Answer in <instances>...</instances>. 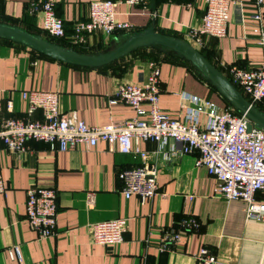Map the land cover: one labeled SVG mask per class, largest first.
<instances>
[{
  "label": "crops",
  "instance_id": "1",
  "mask_svg": "<svg viewBox=\"0 0 264 264\" xmlns=\"http://www.w3.org/2000/svg\"><path fill=\"white\" fill-rule=\"evenodd\" d=\"M42 1L46 0H0V22L86 53L107 51L124 34L105 37L94 32L76 44L71 38L74 23L87 18L92 0H49L66 32L65 37H51L42 28L41 15L31 10L34 2ZM113 1L117 19L128 22L132 29L152 26L181 36L227 78L231 66L252 69L264 60L261 36L254 31L257 26L264 28V1L259 5L256 0H233L227 34L203 36L201 43L187 37L186 31L200 25L203 0H155L154 11L150 2L142 7ZM157 58L158 105L171 118L184 119L192 105L188 95L227 109L223 96L194 68L172 55ZM148 61L133 53L112 65L81 67L0 38V125L7 118H26L27 103L21 91L31 89L57 91L60 112L87 125L122 123L135 112L121 101L110 103V99L122 83L146 82ZM41 117L38 109L30 118ZM201 119L206 121L207 116L203 114ZM133 149L120 153L99 142L90 148L80 145L57 151L44 141L29 139L23 150L12 151L0 139V176L5 184L0 193V264H197L195 254L203 246L215 253V264H264V213L247 217L243 201L216 194L215 178L196 163L197 151L166 160V152H180L171 139L164 147L155 141H136ZM144 164H155L158 169L157 194L144 203L136 196L124 198L118 173ZM37 185L53 187L57 195L55 233L49 237H41L25 218L27 189ZM256 199L264 201V194L258 192ZM188 216L198 220V230L183 233L173 250L159 249L163 231L177 227ZM121 217L127 220L123 241L107 246L92 243L91 224Z\"/></svg>",
  "mask_w": 264,
  "mask_h": 264
},
{
  "label": "built area",
  "instance_id": "2",
  "mask_svg": "<svg viewBox=\"0 0 264 264\" xmlns=\"http://www.w3.org/2000/svg\"><path fill=\"white\" fill-rule=\"evenodd\" d=\"M129 5L147 7L149 0H125ZM264 0H256L262 4ZM204 11L200 25L190 27L186 36L201 43L203 36L221 38L227 34L229 11L233 0H203ZM113 0H92L85 20L74 23L72 40L83 43L86 37L100 32L105 37L115 31H130L133 27L116 18ZM31 10L41 15L43 30L50 36L60 38L65 35L63 20L57 15L52 1L34 2ZM259 14L257 18H259ZM264 46V28L257 26ZM150 73L144 83H122L114 91L110 103L121 101L129 105L135 116L122 123L107 125H87L83 120L69 118L59 110V93L50 90H22L21 97L27 103L26 118H7L0 125V139L8 150L24 149L29 139L48 143L50 149L66 151L77 146L90 148L99 142L113 146L120 153L134 151L133 142L155 141L164 147L168 140L179 145L166 152V160L177 154L198 152L196 163L204 165L216 180L215 193L226 199L241 200L245 203L247 217H260L264 213V201L256 199L258 192L264 194V128L254 125L246 127L243 114L231 109H219L213 101L188 95L192 103L187 107L183 120L171 118L158 105L160 66L148 61ZM228 79L238 86L251 103L264 99V60L256 68L243 69L231 66ZM7 110L12 104L7 102ZM40 110V119L30 118ZM207 116L202 121L201 115ZM172 150V149H171ZM158 169L155 164L128 167L118 173L121 181L120 192L124 198L136 196L141 203L153 198L158 191L156 179ZM5 191L4 180L0 176V193ZM91 203V202H90ZM25 218L41 237L55 233L57 195L53 187L33 186L27 189ZM198 220L193 216L179 220L178 226L163 231L159 249L173 250L183 233L196 231ZM127 220L123 217L108 219L89 226L92 243L115 245L123 241ZM19 256V247H15ZM197 264H215L217 257L207 246L195 254Z\"/></svg>",
  "mask_w": 264,
  "mask_h": 264
},
{
  "label": "water",
  "instance_id": "3",
  "mask_svg": "<svg viewBox=\"0 0 264 264\" xmlns=\"http://www.w3.org/2000/svg\"><path fill=\"white\" fill-rule=\"evenodd\" d=\"M150 9L155 10V0H149ZM0 38L12 40L29 49H33L57 61L81 67H102L108 65L131 51L144 46L159 45L182 55L199 70L203 76L216 87L217 91L230 102V104L243 114L248 130L254 125L264 128V112L251 103L241 94L232 82L213 65L196 47L189 42L160 33L152 26L143 31L134 33L120 41L113 48L100 53H80L70 48L61 47L41 36L33 35L21 28L0 22Z\"/></svg>",
  "mask_w": 264,
  "mask_h": 264
},
{
  "label": "trees",
  "instance_id": "4",
  "mask_svg": "<svg viewBox=\"0 0 264 264\" xmlns=\"http://www.w3.org/2000/svg\"><path fill=\"white\" fill-rule=\"evenodd\" d=\"M144 29H145V28H144ZM144 29H131L130 31H115L113 34L123 32V33H124L123 36H124V38H126V37H128L129 35L134 34V33L141 32V31H143ZM157 31L160 32V33L169 34V35L174 36V37H177V38H181V36H179V35H177V34L168 33V32H163V31H159V30H157ZM31 34H33V33H31ZM33 35H36V34H33ZM49 36H50V35H49ZM65 36H66V32H65V35H64L63 37H65ZM51 37H52V36H51ZM42 38H44V37H42ZM55 38H56V37H55ZM60 38H62V37H60ZM1 39L5 40V41H7V42H9V43H12V44H14V45L23 46V45H21V44H18V43H16V42L12 41V40H8V39H5V38H1ZM44 39H45V38H44ZM181 39H182V38H181ZM46 40H48V41H50V42H53V43H55V44H57V45L63 47L61 44H58L57 42H54V41H52V40H50V39H46ZM23 47H25V46H23ZM147 48H150V49H152V50H151L150 52H148V51H146ZM70 49L75 50V51L80 52V53H86V52H83V51H78V50H77L76 48H74V47H71ZM30 50H33V49H30ZM33 51L36 52L37 54L43 56V57H46V58H49V59H53V58H50V57H48V56H46V55H44V54H42V53H39V52L35 51V50H33ZM199 51H200V50H199ZM104 52H105V51H104ZM200 52H201V51H200ZM98 53H100V52H98ZM133 53H140L142 58H144V59H148L149 61H155V62H157V61L159 60L157 57H158V56H161V55H159L158 53H163V56H162V57L167 58V59H170L169 57H171V55H172L173 57H175V58H177V59H179V60H181V61H184V62L187 63L190 67L194 68V69H195V70H196V71L202 76V78L205 79V80L209 83V85H210L212 88H214L215 90H217L216 87L213 86V85H212V84H211V83H210V82H209V81L203 76V74H202L199 70H197V69L194 67V65H193L190 61L186 60L182 55H180V54H178V53H176V52L170 50L169 48H165V47H162V46H159V45L144 46V47H139V48H137V49L131 51L130 53H128V54H126V55L133 54ZM169 53H170L171 55H170ZM201 53H202V52H201ZM88 54H95V53H88ZM202 54H203V53H202ZM126 55H124V56H126ZM203 55H204V54H203ZM124 56L120 57L119 59L123 58ZM119 59H117V60H119ZM54 60H55V59H54ZM117 60H116V61H117ZM116 61H114V62H112V63H110V64H108V65H112V64H114ZM60 62H61V61H60ZM106 66H107V65H106ZM234 86L237 88V90H238L240 93H242L241 89H240L238 86H236V85H234ZM245 97L249 100V98H248L247 96H245ZM223 98H224V100H225V102H226V106H227V108L231 109V110H232L233 112H235V113H239V111L236 110V109L230 104V102H229L228 100H226V98H225L224 96H223ZM249 101H250V100H249ZM254 105H256V107H257L259 110H261V111L264 112V99H263L262 101L255 102Z\"/></svg>",
  "mask_w": 264,
  "mask_h": 264
},
{
  "label": "rangeland",
  "instance_id": "5",
  "mask_svg": "<svg viewBox=\"0 0 264 264\" xmlns=\"http://www.w3.org/2000/svg\"><path fill=\"white\" fill-rule=\"evenodd\" d=\"M123 39H125L124 38V36L123 35H121V38H120V40L116 43V44H118L120 41H122ZM186 41V40H185ZM188 42V41H187ZM111 48H113V46L112 47H110L109 49H111ZM159 55H161V56H163V53H158Z\"/></svg>",
  "mask_w": 264,
  "mask_h": 264
}]
</instances>
